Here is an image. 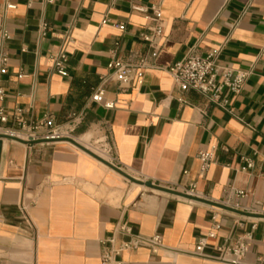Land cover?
I'll use <instances>...</instances> for the list:
<instances>
[{
	"label": "crops",
	"instance_id": "1",
	"mask_svg": "<svg viewBox=\"0 0 264 264\" xmlns=\"http://www.w3.org/2000/svg\"><path fill=\"white\" fill-rule=\"evenodd\" d=\"M155 4L163 17L158 68L140 86L110 83L105 99L114 109L88 103L112 58L146 50L140 34L150 22L133 7ZM2 31L10 35L0 41L9 56L2 105L23 109L27 120L86 116L71 143L27 149L0 135V264H100L119 222L160 235L166 247L124 253V264H220L216 247L251 231L246 263L257 264L264 255V0H0ZM59 50L68 55L65 77L51 69ZM213 50L221 65L250 72L229 96L232 114L196 92H179L166 72L189 52ZM103 134L119 168L87 153ZM210 149L214 163L200 176L197 154ZM192 183L206 200L174 199L169 188ZM227 187L247 192L241 205L260 204V221L239 229L209 206ZM213 212L220 229L205 249L211 258L190 255Z\"/></svg>",
	"mask_w": 264,
	"mask_h": 264
},
{
	"label": "built area",
	"instance_id": "2",
	"mask_svg": "<svg viewBox=\"0 0 264 264\" xmlns=\"http://www.w3.org/2000/svg\"><path fill=\"white\" fill-rule=\"evenodd\" d=\"M50 1V0H49ZM14 5L7 4V9H14ZM133 10L146 14L150 24L140 34L141 40L146 46L144 52H129L124 58L114 57L106 66V73L99 76V83L88 98V103H94L105 110H112L115 102L105 99L106 87L115 83L119 88H129L132 85L140 86L143 83L146 71L158 68L156 59L161 50L163 38V17L159 4L151 5L149 8L134 6ZM104 19L101 24L108 23ZM119 30H124L123 24H114ZM49 31L48 24L42 22L38 34L44 37ZM10 39L6 31H2L0 41ZM220 50H213L205 56H199L193 52L187 53L183 58L174 62L166 68L175 88L185 93L193 91L205 98L207 104L214 105L225 112L232 114L230 95L238 94L248 79L250 72L233 70L219 63ZM51 69L60 77L66 76L68 55L59 50L50 55ZM9 56L0 43V82L1 77L7 74ZM6 93L0 85V135L10 141L24 145L30 149L36 145H54L57 143H71L74 140V132L83 122L85 111L70 115L63 123H58L53 116L44 115L37 120H27L25 111L15 108L8 111L2 104ZM92 157L106 162L111 166L120 167L114 151L107 137L103 134L89 142L86 149ZM227 151V150H225ZM199 162V174L203 176L214 163L213 149L202 151L197 154ZM246 164V169H251L253 164L250 160L241 157ZM186 174V172H184ZM175 200L194 203L206 200L196 188L195 184L187 186H176L169 188ZM247 197V192L232 187L225 188L223 196L219 200H213L209 206L220 211L222 215L230 217L233 224L243 229L251 220L260 221V204L244 206L240 200ZM255 223L252 225L254 229ZM220 222L217 220V212L211 216V226L204 237L195 243L190 255L198 258H211L205 253L207 243L217 236ZM252 241V231L244 232L235 237L234 240L225 239L222 245L216 247L218 252L215 258L220 264H247L246 255L249 244ZM109 246L103 247L100 254V264H124L120 256L127 252H133L141 247H146L151 253L156 254L166 247L162 237L158 234L145 237L133 232L127 223H117L111 237L107 240ZM257 264H264V255L257 259Z\"/></svg>",
	"mask_w": 264,
	"mask_h": 264
},
{
	"label": "water",
	"instance_id": "3",
	"mask_svg": "<svg viewBox=\"0 0 264 264\" xmlns=\"http://www.w3.org/2000/svg\"><path fill=\"white\" fill-rule=\"evenodd\" d=\"M0 147H1V141H0Z\"/></svg>",
	"mask_w": 264,
	"mask_h": 264
}]
</instances>
